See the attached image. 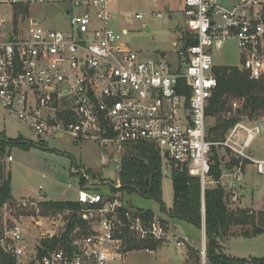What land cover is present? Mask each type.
Instances as JSON below:
<instances>
[{
  "label": "built area",
  "instance_id": "built-area-1",
  "mask_svg": "<svg viewBox=\"0 0 264 264\" xmlns=\"http://www.w3.org/2000/svg\"><path fill=\"white\" fill-rule=\"evenodd\" d=\"M42 5H63L67 26H47L40 17ZM260 5L261 0H241L233 7L221 0H183L186 33L176 40L177 60L169 64L166 54L147 58L125 48L130 30L112 26L118 17L111 0H0V105L28 123L40 143L65 136L74 142L93 141L116 154L133 144L153 145L173 170L198 177L203 195L207 188L223 185L233 191L235 202L234 183L248 166L264 174V117L244 118L222 142L208 138L206 108L218 85L213 51L236 41L243 53L240 69L251 79L263 78ZM121 14L131 22L132 14ZM213 146L229 150L237 162L224 169L226 184L223 175H211ZM106 156L101 158L104 165ZM75 170L90 179L83 169ZM112 183L113 190L122 188L120 178ZM71 201L75 208L56 215H43L33 203L38 218L31 214L29 222L37 233L35 244L27 225L17 219L25 214H14L6 204L0 264L4 255L14 264H123L134 242L164 244L174 238L181 249L189 245L179 231L171 230L167 218L154 214L147 221L141 211L125 205L120 193L105 196L98 188H82ZM201 229L206 236L205 219ZM54 239V246L42 243Z\"/></svg>",
  "mask_w": 264,
  "mask_h": 264
},
{
  "label": "rangeland",
  "instance_id": "rangeland-1",
  "mask_svg": "<svg viewBox=\"0 0 264 264\" xmlns=\"http://www.w3.org/2000/svg\"><path fill=\"white\" fill-rule=\"evenodd\" d=\"M241 0H221L226 7H232ZM111 7L118 20L112 22L116 29L126 27L130 33L125 36L123 45L125 48L139 51L142 56L147 58L158 59L166 54L164 61L172 64L177 60L175 54L176 40L181 38L185 32V17L183 14L182 0H111ZM40 8V17L47 26L63 29L68 24V17L63 5H42ZM259 9L264 14V0H261ZM121 13L132 14L131 22L125 21V16ZM136 13H143L144 19H136ZM153 13H162L163 18L151 17ZM148 26V28H146ZM214 64L216 66H238L242 63L243 53L238 43L234 40L225 42L222 49L213 51ZM239 105V103L237 102ZM233 108L236 109L233 102ZM259 117L258 120H262ZM213 120L210 118L208 123ZM264 134V124H261ZM0 134L9 138H20L24 141L39 142L36 133L32 131L30 125L20 120L8 109L0 105ZM47 147H30L28 149L13 147L11 152L13 160L8 162L7 155L4 157L3 164L5 171L12 172V192L14 197L13 207L27 204L23 210L28 213L23 218L19 216V222L27 225L29 236L32 243L37 237L36 231L30 224L31 214L36 217L37 205L41 201L33 198H22L27 196L39 197V187L47 193L46 199L61 200L66 198H76L77 191L80 189V174L72 173L74 162L85 167L84 170L90 179L85 176L83 186L89 189H99L103 195H112L114 192L120 193L126 206L136 210H150L156 216L167 218L171 230L179 231L178 234L187 238L189 245L186 248H179L176 239L150 248L152 252L144 249L130 251L124 259L123 264H188L186 262L188 248L193 247L199 251L204 247V234L197 225L183 221L177 218L168 217L167 213L162 210L161 203L153 198L142 196L134 190H113L110 184L120 178L121 160L127 153L128 149L124 148L120 152L111 151L110 149H101L93 141L83 140L78 143L73 142L69 137L48 138ZM262 148V142L259 144ZM222 151V150H221ZM223 152V151H222ZM108 157L107 164H103L102 155ZM118 158V159H117ZM228 159V158H227ZM162 201L167 209L173 204L174 191L172 182L173 169L165 162L162 157ZM106 174L108 179H104ZM121 180V178H120ZM110 183V184H109ZM240 186L236 188L239 194L238 200L231 202L233 207L251 209L255 213L264 210V174H259L252 166L246 168V172L240 180ZM100 184V185H98ZM121 180V187H122ZM216 187V186H213ZM212 188V187H211ZM66 191V193H63ZM21 198V199H19ZM38 218V217H36ZM241 233L242 228L234 230ZM208 241L205 243L207 248ZM218 253L241 259H252L264 257V233L255 236H245L241 234H232L221 242L217 249ZM199 264H211L208 251L205 257L199 252ZM118 264H121L120 262ZM190 264V263H189Z\"/></svg>",
  "mask_w": 264,
  "mask_h": 264
},
{
  "label": "trees",
  "instance_id": "trees-1",
  "mask_svg": "<svg viewBox=\"0 0 264 264\" xmlns=\"http://www.w3.org/2000/svg\"><path fill=\"white\" fill-rule=\"evenodd\" d=\"M218 85L209 98L206 108V116L213 121L208 124V138L213 142H222L235 124L248 117L250 120H258L264 117V77L259 80L251 79L249 74L238 66L214 67ZM233 102L239 106L234 109ZM47 143H33L20 138H9L0 134V236L3 232L2 208L7 204L14 214H27L23 206L13 207L14 196L12 192V172H6L3 159L11 152L13 147L28 149L30 147H45ZM127 153L121 160L120 178L122 189L138 191L142 196L158 200L169 217L181 219L202 227L205 219L207 251L211 264H264V257L241 259L218 253L221 242L232 234L255 236L264 233V210L259 213L251 212L246 208L233 207L231 205V190L223 185L210 187L203 195L200 179L190 176L184 171L173 170L172 182L174 198L172 206L167 209L162 201V162L159 152L153 145L133 144L126 146ZM221 146H213L211 152V175L220 179L225 170L236 165L229 150L226 156L222 154ZM11 155V154H9ZM229 159V161L227 160ZM80 174V173H79ZM83 177V176H82ZM85 180L81 178V183ZM204 202V203H203ZM43 215H56L67 208H75L72 201H41L39 204ZM150 221L154 212L139 210ZM80 222V221H79ZM84 225L82 222H80ZM238 227L241 233H236ZM74 228V223L69 226L68 235ZM43 245L51 247L57 240H43ZM162 245L160 241H139L131 245V250L155 248ZM199 250L189 247L186 262L199 264ZM1 264H14L10 256L4 255Z\"/></svg>",
  "mask_w": 264,
  "mask_h": 264
},
{
  "label": "crops",
  "instance_id": "crops-1",
  "mask_svg": "<svg viewBox=\"0 0 264 264\" xmlns=\"http://www.w3.org/2000/svg\"><path fill=\"white\" fill-rule=\"evenodd\" d=\"M183 1V0H182ZM223 4V3H222ZM224 5V4H223ZM225 6V5H224ZM233 6H235V5H233ZM232 6V7H233ZM146 28H148V26H146ZM61 138V137H60ZM74 142V141H73ZM80 142V141H79ZM46 143V142H45ZM75 143H78V142H75ZM47 147V145L45 146V147H43V148H46ZM41 148V147H40ZM222 154L223 155H225L226 156V152H228L227 150H225V149H222ZM9 156V155H8ZM7 156V157H8ZM118 159V158H117ZM228 161H229V159H227ZM8 162H10V161H8ZM75 169H83V170H87V169H85V167L83 166V165H81V164H77L76 162H74V164L72 165V173H74V174H76V173H78ZM226 172H228V171H226ZM226 172L225 173H223V182L226 184L227 182H228V177H226V176H224L225 174H226ZM79 174V173H78ZM104 175H105V177L107 178V176H106V174L104 173ZM81 178H82V175L80 174V178H79V181H80V189H82V188H86L85 186H83V183H81ZM240 180L239 181H236L235 183H234V191L236 192V194H237V196H239V194L237 193V190H236V188L237 187H239L240 186ZM79 190V189H78ZM63 193H66V191H63ZM231 193H232V195H233V191H231ZM39 197L38 198H36V197H34V196H27V197H22V198H33V199H36V200H48V201H71V200H74L75 198H66V199H61V200H49V199H46L45 197L47 196V193L45 192V191H43V189H41L40 190V187H39ZM14 198H18V197H14ZM232 198V197H231ZM19 199H21V198H19ZM238 200V199H237ZM231 202H232V199H231ZM168 215V214H167ZM169 217V216H168ZM204 237V242L205 241H207V238H206V236H203Z\"/></svg>",
  "mask_w": 264,
  "mask_h": 264
},
{
  "label": "water",
  "instance_id": "water-1",
  "mask_svg": "<svg viewBox=\"0 0 264 264\" xmlns=\"http://www.w3.org/2000/svg\"><path fill=\"white\" fill-rule=\"evenodd\" d=\"M223 169H225V168H223ZM248 211L251 212V209L248 208Z\"/></svg>",
  "mask_w": 264,
  "mask_h": 264
}]
</instances>
